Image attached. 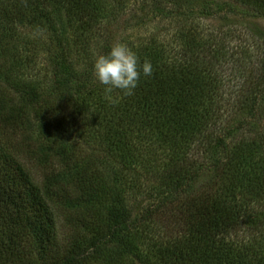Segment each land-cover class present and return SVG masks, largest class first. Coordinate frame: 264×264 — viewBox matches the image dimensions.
<instances>
[{
    "label": "trees",
    "instance_id": "16d2710c",
    "mask_svg": "<svg viewBox=\"0 0 264 264\" xmlns=\"http://www.w3.org/2000/svg\"><path fill=\"white\" fill-rule=\"evenodd\" d=\"M127 1L136 7L133 0H13L0 13L9 26L0 29V42L35 27L39 35H53L62 50L59 63L75 69L79 57L93 58L87 44L107 14L133 13ZM151 1L158 16L178 10L216 21L227 13L264 18V0ZM167 5L172 10L166 12ZM201 30L196 35H204ZM208 31L187 38L179 64L141 54L153 74L141 76L131 96L114 91L113 98L121 97L115 104L103 85L76 84L78 74L64 71L57 93L86 94L82 100H94L97 112L86 131L63 130L62 121L47 127L43 149L31 142L25 114L0 85V264H34V252L41 264H89L105 254L110 263L115 252L133 255L122 264H264V36L227 37L229 48L219 32ZM4 49L0 81L8 55L15 66L20 62ZM217 63L235 71L230 100L218 94L226 80ZM10 79L14 90L29 93L20 72ZM75 136L89 147L105 145L125 172L135 173L125 185L151 193L144 214L132 218L122 205L112 207L124 219L106 229L102 208L111 191L68 144ZM88 231L95 232L92 239Z\"/></svg>",
    "mask_w": 264,
    "mask_h": 264
},
{
    "label": "rangeland",
    "instance_id": "374dc122",
    "mask_svg": "<svg viewBox=\"0 0 264 264\" xmlns=\"http://www.w3.org/2000/svg\"><path fill=\"white\" fill-rule=\"evenodd\" d=\"M133 1L137 3L135 8L132 3L129 4L128 1L125 3L128 10L133 8L131 15L121 8L120 14H107V17L101 23H98V31L97 28L94 30L93 36H95L87 44L88 51L91 52L93 58L91 60H84L83 57H79L76 60L77 66L75 69H72L70 65L67 66L64 62L59 63V57H61L60 51L62 50L58 48L53 35H39L35 27L30 29L26 25L25 28L19 29L20 36L11 37L6 34L7 37L0 42V56L3 50H5L4 48L8 47L20 58L19 64L15 66V63L10 60L8 55L4 63L6 76L1 79L0 85L2 89L8 91L7 100L10 102V105L16 110L20 109L19 111L25 114L24 119L27 122L28 136H30L31 142L41 144L40 147L43 149L44 130L47 127L53 126L54 123H61V121L63 123H61L63 130L75 128L86 131L88 121L90 118L95 117L97 112L94 100H91L89 97L85 101L82 100V97H86V94L70 97L63 94L64 91L57 93L56 83L64 75V71L69 69L78 74V76H75L78 79L76 84H85L90 88L91 85L93 87L100 85L93 72L95 57L100 54H107L111 45L117 41L129 46L136 52L139 58L141 54L143 55L148 52L154 59L159 60L160 58L163 63L171 66L172 64H179L177 61L180 50L188 46L189 39L187 38L192 36L193 32L201 30L200 26L197 25L202 23L203 26L201 27L204 29L201 31L204 35H196L195 33L196 36H209L208 29L213 32H219L218 36L227 42L230 41V38L228 40L226 38L230 36H253L252 33L255 36H264V18H256L254 16L243 17L241 16L242 14L237 15V13L231 19L230 13H227L226 20L218 19L216 21L206 18V16L197 11L183 13L178 10L158 16L152 6L151 0ZM185 1L199 5V1L201 4L205 0ZM12 2L13 0H0V13L5 7L11 6ZM142 8L146 9L143 10ZM171 8L173 7L167 5L165 8L166 12L167 10H172ZM239 11L240 9H238ZM0 20L1 31L7 32L8 24L3 19ZM105 28L107 29L106 31ZM68 36L71 39L73 35L70 33ZM105 36L110 37L106 38ZM227 47L230 48V42H228ZM253 52L257 54L256 51ZM27 64L30 66L27 67ZM217 64V67H219L217 70H219L226 80L224 88L218 94L224 99L230 100L228 98L230 95V78H233L235 71L230 68V65L224 63ZM215 69L214 71H216ZM13 72L17 74L20 72L21 79L25 80V83L30 82L29 86L31 89L29 93L25 94L12 88L13 81L10 79V75ZM59 73L61 74L60 76H58ZM49 104L55 105L57 110L48 112L50 108H46V106ZM60 141L58 139V142ZM68 141V144L71 145L70 147L78 149L77 152L80 153L81 157L83 156L87 159L86 161L90 167L94 166L106 178L107 185L111 191L109 192L111 195L109 203L102 208V211H104L103 224L106 229L114 227L124 219L121 212L119 214H112V207H120L122 205L126 213L130 212L132 214V218H137L145 213L153 201L149 199V194L151 193L129 191L125 182L129 180L127 177H131L132 172H125L126 170L124 171L121 165L118 164V159L108 151L105 145L96 144L89 147L77 136L68 139ZM44 152H46V149ZM123 171L124 173H121ZM132 174L135 177V173ZM94 236L95 232L88 231L87 239H92ZM61 238L63 239L64 236L60 235L59 240ZM61 249L60 259L64 256L63 248ZM32 255L31 259L34 261V264H41L39 254L34 252ZM105 255L106 257L98 256L92 259L89 264H122L133 257L130 253L117 256L115 252L110 254L112 261L109 263L107 260L108 254Z\"/></svg>",
    "mask_w": 264,
    "mask_h": 264
},
{
    "label": "clouds",
    "instance_id": "9594fccd",
    "mask_svg": "<svg viewBox=\"0 0 264 264\" xmlns=\"http://www.w3.org/2000/svg\"><path fill=\"white\" fill-rule=\"evenodd\" d=\"M93 72L96 80L104 86L109 102L115 104L121 97L113 98L114 91L118 90L124 97L133 95L141 76L151 77L153 68L149 60L141 62L135 51L117 41L107 54L95 57Z\"/></svg>",
    "mask_w": 264,
    "mask_h": 264
}]
</instances>
